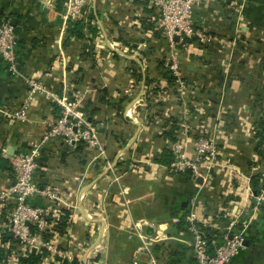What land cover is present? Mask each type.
Instances as JSON below:
<instances>
[{
  "label": "crops",
  "instance_id": "crops-1",
  "mask_svg": "<svg viewBox=\"0 0 264 264\" xmlns=\"http://www.w3.org/2000/svg\"><path fill=\"white\" fill-rule=\"evenodd\" d=\"M62 1L0 0V19L15 27L19 57L16 76L0 57V108L22 107L27 79L54 93L79 91L89 121L100 126L103 152H74L60 138L46 141L62 107L37 95L26 122L0 114V195L15 182L11 157L42 143L35 182L44 193L31 202L55 220L64 218L63 232L52 228L51 234L69 258L46 251L40 264H134L142 240L128 230L141 220L150 225L143 235L159 239L150 248L181 244L180 264H197L191 231L179 222L191 213L217 230L242 221L255 205L252 178L264 181V0H209L196 7V25L215 42L188 38L175 49L157 31L160 12L152 0H87L82 39L69 34ZM171 53L189 87L185 96L165 69ZM198 136L217 149L216 164L202 166L203 177L163 164L165 152L173 157V137ZM187 152L195 156L192 143ZM5 208L0 203V222L8 217ZM246 242L231 264L252 249L253 264H264V203Z\"/></svg>",
  "mask_w": 264,
  "mask_h": 264
},
{
  "label": "built area",
  "instance_id": "built-area-1",
  "mask_svg": "<svg viewBox=\"0 0 264 264\" xmlns=\"http://www.w3.org/2000/svg\"><path fill=\"white\" fill-rule=\"evenodd\" d=\"M209 0H152L160 16L157 21V31L160 32L170 43L172 49L177 44L184 43L188 38H195L202 44H208L215 40L210 34L196 25L194 12L196 7L207 4ZM87 0H65V19L68 27L70 21L81 20L84 16V8ZM179 37L178 41L175 38ZM18 37L15 27L8 21L0 20V57L8 64V72L16 76L19 71L18 65ZM165 69L175 79V86L179 95L185 94L188 84L182 76L179 59L171 53L165 59ZM28 100L17 111H7L0 108V114L9 120L18 123L27 121L33 97L42 95L62 107L61 117L49 123V132L45 140L60 138L72 151L77 149L80 142H84L87 148H94L103 152V145L100 141L99 125H94L88 119L84 108L82 93H54L44 83L27 79ZM194 145L195 156L189 157L188 145ZM41 144H36L29 151L18 152L10 159L11 167L15 175V182L7 191L0 195V203L8 210V222H0V228L9 229L22 243L26 249L45 250L51 255H58L62 260H68L69 255L60 251L58 246L51 239L47 240L43 232L51 229L46 215L49 210L43 207H33L30 201L35 196L44 193L35 182V175L39 170L38 158ZM173 161L169 168L175 173H190L192 178L203 177L202 166L216 164L217 149L214 142L206 136H198L194 140L179 138L175 140L172 148ZM206 165V166H205ZM49 197L53 194L48 192ZM264 203V187L255 196V205L250 213L240 221L232 219L225 227L223 242L217 244L207 238L205 231L206 224L199 220L195 213L186 217L188 229L193 239L191 247L197 264H231L239 253L246 249V233L256 219L260 206ZM30 226L36 227L33 233ZM150 226L147 221L141 220L132 225L128 230L130 238L139 237L142 245L136 249L134 264H139L140 257H146L145 264H161L153 252L150 241H159L158 237L150 239L143 235V227ZM212 247V248H211ZM12 264H18L17 256L12 257Z\"/></svg>",
  "mask_w": 264,
  "mask_h": 264
},
{
  "label": "trees",
  "instance_id": "trees-1",
  "mask_svg": "<svg viewBox=\"0 0 264 264\" xmlns=\"http://www.w3.org/2000/svg\"><path fill=\"white\" fill-rule=\"evenodd\" d=\"M64 1L65 0L62 1L63 2L62 4H64ZM85 30H86V25L84 20L70 21L68 32L72 37L82 39L84 37ZM167 73L170 75L168 71ZM170 77H171L170 82L172 83L171 85L175 87V79L171 75ZM156 88L153 89L152 92L157 91L159 87ZM76 92H73L71 96L74 97V93ZM85 110L88 113V109L86 108ZM177 130H179L178 127ZM169 135L172 134L170 133ZM175 135H177V133H175L173 136L175 137ZM259 135L264 140V128L260 129ZM174 137L173 139L176 140ZM84 148H87V146L85 145L84 142H80L77 149H75L74 152H79V150L81 151ZM173 158L174 157H172V155H170L169 152H165L162 162L163 164L170 166L171 162L173 161ZM187 175L191 177V174L189 172L187 173ZM252 186L254 188V191L257 194H259L262 188L264 187V181L261 182L260 177L256 175L252 178ZM30 204L32 205L31 201ZM61 217L55 220V218H53L49 212L47 213L46 218L47 221L51 224V229L53 228L52 231L54 230L56 232H63L64 227L67 226V224L65 225V223H62L64 218ZM3 222L4 223L8 222L7 216L6 219L3 220ZM179 226H181L182 228L183 227L188 228V224L183 219L179 222ZM30 228L33 233L36 232L35 226H30ZM51 229H48L43 232V235L47 240L52 238ZM224 229L225 227L220 230L213 229L211 227L205 228V231L207 233V238L211 243L210 245H212V242H214L215 240L219 241L217 242V244H221L223 242V236L225 232ZM183 250H185V248L181 244L167 245L166 243H161V244H156L153 247V252L155 253L156 258L161 264H180V262L183 261L185 258V253L182 252ZM40 252L41 253L34 252L32 250L24 248L22 246L21 241L9 229L0 228V264H8L9 262L11 263V259L14 256H17L18 264H40V262L43 260V257L48 254L45 250H40ZM72 264H81V262L75 259L72 262Z\"/></svg>",
  "mask_w": 264,
  "mask_h": 264
},
{
  "label": "rangeland",
  "instance_id": "rangeland-1",
  "mask_svg": "<svg viewBox=\"0 0 264 264\" xmlns=\"http://www.w3.org/2000/svg\"><path fill=\"white\" fill-rule=\"evenodd\" d=\"M237 2H238V0H237ZM237 2L235 1L234 2V4H235V8H237L238 7V4H237ZM239 3V2H238ZM211 36V35H210ZM214 38V37H213ZM215 39V38H214ZM215 42V40H213L212 42H210V43H208V44H203V45H210V44H212V43H214ZM188 88L189 87H187V89H186V91H185V94H183V95H181V96H185L186 94H187V91H188ZM174 90H176L177 91V88H176V86L173 88ZM254 249H252L251 251L249 250L248 252H247V254L245 253V254H242L241 256H239L238 258H237V263L238 264H253V263H256L257 262V257L255 258V254H253L252 253V251H253ZM244 251V250H243ZM242 252V251H241Z\"/></svg>",
  "mask_w": 264,
  "mask_h": 264
},
{
  "label": "water",
  "instance_id": "water-1",
  "mask_svg": "<svg viewBox=\"0 0 264 264\" xmlns=\"http://www.w3.org/2000/svg\"><path fill=\"white\" fill-rule=\"evenodd\" d=\"M178 40H179V37H176V38H175V41H178ZM41 191H43V189H41ZM245 245H246V247H247V246H248V243L246 242ZM33 251H36V249H33Z\"/></svg>",
  "mask_w": 264,
  "mask_h": 264
}]
</instances>
